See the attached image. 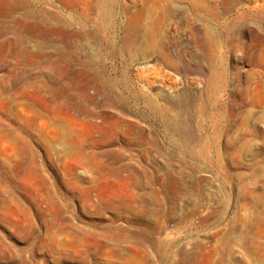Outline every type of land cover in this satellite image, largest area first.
I'll return each instance as SVG.
<instances>
[{
    "label": "rangeland",
    "instance_id": "rangeland-1",
    "mask_svg": "<svg viewBox=\"0 0 264 264\" xmlns=\"http://www.w3.org/2000/svg\"><path fill=\"white\" fill-rule=\"evenodd\" d=\"M84 2L37 3L59 35L0 34V264H264V55L198 67L177 0Z\"/></svg>",
    "mask_w": 264,
    "mask_h": 264
},
{
    "label": "bare ground",
    "instance_id": "bare-ground-1",
    "mask_svg": "<svg viewBox=\"0 0 264 264\" xmlns=\"http://www.w3.org/2000/svg\"><path fill=\"white\" fill-rule=\"evenodd\" d=\"M39 1L40 0H0V23L11 21L17 26L24 23L31 25L30 29L22 27H17V29L10 31L2 29L0 34L9 33L17 37L26 35L30 37L42 38H46L48 35L61 34L62 31H64L60 25L63 15L59 12L39 9L37 7V3ZM84 1L86 0H73L71 10L76 12L77 18L83 17V13H85L78 11V9L81 8L80 4H85ZM171 2L172 0H168V4H171ZM255 2L256 0H177V27L179 30V43L182 45L180 53L184 54L186 52L185 45H191L188 39H192L194 41L193 47L197 50L198 60L196 65L198 67L203 68V61H208V63H210L209 65H211L210 58L215 51H217V53H223V51L229 52L234 50L249 53L251 52L258 55L261 53L263 57L264 22L255 24V26L240 24L237 26L233 36L227 40L225 45H219L215 42L218 39L215 34V28L219 25V20L222 16L233 11L238 3H241L244 8H248L249 4ZM168 4L165 5V19L171 12ZM258 6L264 10V1H262V3ZM89 8L94 11L95 14H98V5L91 4L87 6V9ZM84 10H86V8ZM258 15L260 14H257V16ZM244 33H247L250 37L249 43L246 42ZM124 45L125 44L122 45V50H120L122 52L125 49ZM81 60L83 66H90L88 61L84 59ZM73 64L74 61L71 60L70 65ZM252 66L264 68V61L253 62ZM252 171V178L257 179V168L254 167ZM253 203L256 205V202Z\"/></svg>",
    "mask_w": 264,
    "mask_h": 264
}]
</instances>
